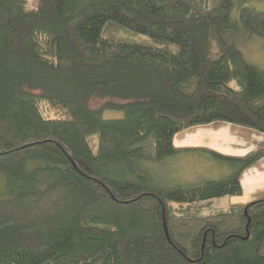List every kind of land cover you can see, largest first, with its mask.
Here are the masks:
<instances>
[{"label":"trees","instance_id":"obj_1","mask_svg":"<svg viewBox=\"0 0 264 264\" xmlns=\"http://www.w3.org/2000/svg\"><path fill=\"white\" fill-rule=\"evenodd\" d=\"M35 1L0 0V264H264V197L209 204L241 193L264 146L233 156L172 139L215 120L264 132V71L238 43L264 39V11ZM194 151L228 174L182 186L150 171Z\"/></svg>","mask_w":264,"mask_h":264},{"label":"crops","instance_id":"obj_2","mask_svg":"<svg viewBox=\"0 0 264 264\" xmlns=\"http://www.w3.org/2000/svg\"><path fill=\"white\" fill-rule=\"evenodd\" d=\"M172 139L175 147H206L222 154L233 156L244 155L264 146V132L220 120L184 128L174 134ZM194 153L203 154L201 151L186 154L193 155ZM239 181L241 185V193L239 195L222 196L213 199L209 203L211 207L217 210L225 209L230 205H241L249 203L256 198H263L264 156L255 164L246 168L240 174Z\"/></svg>","mask_w":264,"mask_h":264},{"label":"rangeland","instance_id":"obj_3","mask_svg":"<svg viewBox=\"0 0 264 264\" xmlns=\"http://www.w3.org/2000/svg\"><path fill=\"white\" fill-rule=\"evenodd\" d=\"M26 1L27 8H32L36 4L35 0ZM232 3L234 4L231 13L232 17L238 16V10L240 7H243V5L255 7L260 11H264V0H232ZM239 36H241V38L243 37L241 33ZM238 43L244 58H247L250 62L264 71V39L256 35L251 36L245 42L242 38V41H238ZM53 113L54 111L48 109L44 112V115L51 116ZM119 117H122V112L116 110H106L102 115L103 119H115ZM197 154L198 153H194L193 155L183 154L176 157L164 158L159 163L150 162L149 168L151 173H154L156 179L168 185L180 184L184 186L202 184L207 179H217L228 174L229 166L226 164L209 158V155ZM211 209V207H207L203 212L207 214ZM43 264L51 263L45 262Z\"/></svg>","mask_w":264,"mask_h":264},{"label":"water","instance_id":"obj_4","mask_svg":"<svg viewBox=\"0 0 264 264\" xmlns=\"http://www.w3.org/2000/svg\"><path fill=\"white\" fill-rule=\"evenodd\" d=\"M244 213H245V210H244ZM249 220V219H248Z\"/></svg>","mask_w":264,"mask_h":264}]
</instances>
